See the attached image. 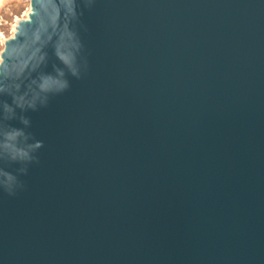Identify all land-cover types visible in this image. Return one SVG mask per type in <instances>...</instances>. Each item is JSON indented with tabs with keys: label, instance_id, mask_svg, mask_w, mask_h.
<instances>
[{
	"label": "water",
	"instance_id": "95a60500",
	"mask_svg": "<svg viewBox=\"0 0 264 264\" xmlns=\"http://www.w3.org/2000/svg\"><path fill=\"white\" fill-rule=\"evenodd\" d=\"M68 3L0 54V169L7 132L43 143L0 264H264V0Z\"/></svg>",
	"mask_w": 264,
	"mask_h": 264
},
{
	"label": "clouds",
	"instance_id": "9594fccd",
	"mask_svg": "<svg viewBox=\"0 0 264 264\" xmlns=\"http://www.w3.org/2000/svg\"><path fill=\"white\" fill-rule=\"evenodd\" d=\"M64 8L69 15H75L76 0H69V3L64 5ZM49 87V84L46 82L44 88L48 89ZM67 87V84H60L58 85V90L63 91ZM23 123L27 125L29 122L25 120ZM21 137H25L26 139V134L22 129H13L7 132L3 137V148L5 150V154L13 162L21 165V167H19L16 171V174L0 169V191H3L9 196H14L18 191L24 189L25 185L21 182L19 177L27 174V165L39 163L35 153L43 147V143L41 141H35L21 146Z\"/></svg>",
	"mask_w": 264,
	"mask_h": 264
},
{
	"label": "rangeland",
	"instance_id": "374dc122",
	"mask_svg": "<svg viewBox=\"0 0 264 264\" xmlns=\"http://www.w3.org/2000/svg\"><path fill=\"white\" fill-rule=\"evenodd\" d=\"M28 0H0V50L1 41L11 37L12 26L24 18Z\"/></svg>",
	"mask_w": 264,
	"mask_h": 264
},
{
	"label": "bare ground",
	"instance_id": "6f19581e",
	"mask_svg": "<svg viewBox=\"0 0 264 264\" xmlns=\"http://www.w3.org/2000/svg\"><path fill=\"white\" fill-rule=\"evenodd\" d=\"M28 2H29V0H28ZM29 10H30V8H29V3H28V7H27L26 11L24 12V18L27 17V15H28V13H29ZM19 20H20V19H19ZM19 20H17V21L15 22V24L12 26L11 36H12L13 33L15 32V27H16L17 22H18ZM5 40H6V39H5ZM5 40L1 41L2 48H3V45H4V41H5ZM2 48H1V50H0V54H1ZM0 60H1V58H0Z\"/></svg>",
	"mask_w": 264,
	"mask_h": 264
}]
</instances>
